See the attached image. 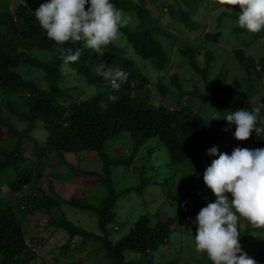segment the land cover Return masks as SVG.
Returning <instances> with one entry per match:
<instances>
[{"label":"trees","instance_id":"1","mask_svg":"<svg viewBox=\"0 0 264 264\" xmlns=\"http://www.w3.org/2000/svg\"><path fill=\"white\" fill-rule=\"evenodd\" d=\"M146 1L156 7L161 5L172 13L175 19L183 22L190 29H197L199 23L194 22L190 16L196 10L195 1L203 0L192 2L181 0L187 9L180 7L179 0H111L118 9L132 12L138 20L135 28L128 24L120 29L135 53L148 60L152 66L163 69L169 61V55L160 41L162 35L166 34L160 32L159 18L146 7ZM34 13V10L24 4H18L12 10L0 9V178L2 177L12 196L19 195V192L27 189L13 204L6 198L0 197V264H28L35 258V248L29 246L22 227L26 217L35 211L47 215L48 228H52L53 232L56 231L58 236L64 237V243L58 246L62 256L66 254L75 237L79 236L80 246H86L90 240L97 241L99 248L110 260V264H152L151 253L167 242L171 226L176 223L177 217L167 216L163 220L155 218L151 222L148 215H141L123 237L112 241L109 227L115 223L113 209L117 198L132 190L141 192L147 179L136 186L115 191L112 185L111 167L129 166L136 152L151 137H157L167 149L170 164L186 165L193 174L199 173L198 179L193 180L194 184H192V189L197 193L193 198V205L198 215L205 203L214 196L205 185L203 174L215 158L213 156L207 158L204 151L218 139L221 127L208 121L189 106L169 107L162 104H146L143 99L137 100L130 94L131 89L145 88L148 79L114 43L103 50L109 53L108 61L113 56L118 64L117 68L129 74L127 82L118 92H113L111 85L107 84L103 91H97L87 99L76 100L70 93L73 87L63 88L59 85L63 62L60 59V49L40 28ZM224 15L238 18L237 14H222ZM236 29L246 30L240 27ZM219 35V32L216 34L207 32L205 40L216 43ZM81 43H66L64 47H72L73 51L76 48L82 50ZM185 49L184 54L190 67L206 80L214 57L212 53L206 48L203 52L204 63L199 66L195 53H199L201 49L189 46ZM31 50L47 51L50 56L42 58L41 55H31L29 53ZM234 56L245 69L248 77L264 74V53L254 59L245 55L243 49L236 48ZM68 66L83 76L88 84L100 86L104 82L95 74L97 66L90 63L83 52L77 62ZM35 69L42 71L45 88L33 79L31 74ZM106 69L107 65H105ZM176 80L177 77H174V81ZM250 87L251 84H247L244 90H240L228 86H211L205 93L192 91V94L215 109L229 114L242 108L249 111L255 108L250 101ZM165 90L162 86L159 87L161 93H165ZM179 92L182 93L181 90ZM110 93L119 97L116 103L108 100ZM259 110L262 118L264 105ZM12 119L23 127L17 128L11 122ZM37 121L42 122L46 132L43 142L32 135ZM220 124H225V121L221 120ZM257 126H260L259 123ZM126 133L132 141L130 154L121 159L109 157L105 144L110 140L121 138ZM6 137H12L7 141L8 143H4ZM251 137L257 138L256 133L253 132ZM27 146L28 155L25 153ZM257 148H264V138L253 143L250 149ZM82 151L96 154L102 162V173L78 167H71L70 172L78 176H92L91 178L95 176L105 192V196L99 202L94 203L85 199L88 196L83 199L74 194L65 199L55 192L54 186L50 185L48 192H45L38 185L46 169L44 160L55 155L56 152L58 163L64 164L63 153ZM93 180L90 179V183ZM177 194L182 195L179 197L183 201L187 200L181 191ZM168 195L172 200L177 198L176 192L172 190H168ZM63 205L94 213L99 233L87 231L67 218L65 213L60 211ZM238 230L241 234L240 245L245 242L248 246L255 245L256 253L250 258H253L256 264H264V238L256 240L250 236L254 232L264 234V229H257L245 221L244 228L240 229L238 225ZM60 232L64 236L59 235ZM50 234L51 232L45 237H35L34 240L45 243L50 239ZM129 254L135 256L128 257Z\"/></svg>","mask_w":264,"mask_h":264},{"label":"rangeland","instance_id":"2","mask_svg":"<svg viewBox=\"0 0 264 264\" xmlns=\"http://www.w3.org/2000/svg\"><path fill=\"white\" fill-rule=\"evenodd\" d=\"M189 1L192 2L193 0ZM47 2H50V0H0V9L12 10L18 4H24L29 9L36 11L41 4ZM145 5L152 10L154 16L159 18L158 28L161 30L160 32L167 35H162L161 41H159L167 50L169 61L163 69L152 66L148 60L141 58L135 53L132 46L126 41L124 35L119 32L118 39L113 43L117 48L124 51V56L131 59L139 67L141 73L148 79L145 88L139 90L133 87L130 94L137 100H145L146 104H162L169 107H176L178 105L189 106L193 111L198 112L208 121L221 127L218 139L207 146L204 151V155L207 158L212 157L208 155V150L214 146L218 147L220 153L230 155L236 147L250 149L253 143L259 142V139L253 137L247 141L236 140L234 138V124L229 125L224 119L211 120L216 111L221 112L222 116L227 115V113L215 109L206 101H202L200 97L193 95L192 91L205 93L211 86H228L244 90L247 84H251L250 101L254 104L255 108L260 109L264 105V74L248 77L245 69L236 60L234 50L241 48L245 55L257 59L264 53V30L257 33V35L256 33H249L247 30L236 29L239 27L237 23L238 18L228 15L222 16V14L238 15L240 11L239 7L236 6L234 11L227 12L222 10L219 5L214 4L213 0L195 1L196 10L192 12L190 17L194 22L199 23L197 29H190L183 22L175 19L174 15L169 13L161 5L156 7L148 1H146ZM179 5L182 9H187L181 0H179ZM122 12L126 17L130 18V26L135 28L138 20L134 14L130 11ZM43 31L46 32L45 30ZM207 32L213 34L219 32V40L216 43L207 42L205 40V33ZM155 36L157 38V34ZM188 46L201 49L199 53H195V58L199 66H202L204 63L203 52L206 48L214 56L206 80L202 79L190 67L184 54V51H186L185 47ZM81 47L82 52L86 55L89 62L95 64V66L100 63H105L107 67L117 68L118 64L113 59V56L108 61V52L103 50L105 53L100 57L92 50L85 49L84 42L81 43ZM29 53L31 55H41L42 58H48L50 56V53L47 51L31 50ZM27 68L33 70L30 67ZM31 75L42 88L46 87V83L42 78V71L35 69ZM174 77H177L176 81H174ZM107 84L110 83L104 81L100 86L88 84L83 76L78 74L70 66L63 64V62L61 63L59 85L63 88L73 87L70 89V93L76 100H84L97 91H103ZM160 86L166 89L165 93L159 91ZM180 90L182 93L179 92ZM262 118H264V115ZM221 120L225 121V124H220ZM11 122L19 129L23 127L15 119H12ZM32 135L41 142L46 138V132L41 121L36 122ZM11 138L6 137L4 143ZM131 143L132 141L126 133L119 139L108 141L105 144V150L109 157L116 159L125 158L130 154ZM25 153L28 155V146ZM54 154L47 160H44L46 169H44V174L38 183L45 192H48L50 185H52L55 188V192L65 199L71 194H74L83 199L85 196H88L85 199L94 203L99 202L105 196L104 189L96 181L95 176L93 178H91L92 176L86 175L78 176L70 172L71 167H78L85 170H94L101 174L102 162L94 152H65L63 153V157L65 158L64 164L58 163V155L56 152ZM214 158L216 159L218 156ZM32 160L35 159L32 158ZM111 173L112 185L115 191L136 186L144 179H147V183L141 188V192L132 190L117 198L113 209L115 212V223L109 227L112 241H117L123 237L141 215H148L151 222L155 218L163 220L167 216H175L177 220L171 226V232L167 242L159 247L158 250L151 253V263L208 264V262H211L206 254L195 252L194 236L197 225L194 221L197 213L195 211L196 207L193 205V198L197 193L192 189V184H194L193 180L198 179L199 173L197 175L194 173V175L186 165L170 164L167 149L159 142L157 137H151L136 152L129 166H112ZM90 179H94L92 183H90ZM26 190L24 189L18 194H24ZM168 190L176 192L177 198L172 200L168 195ZM178 191H181L187 200L183 201L179 197H182V195L177 194ZM19 195L14 194L12 196L11 191L4 184L2 177L0 178V197L6 198L8 202L13 204ZM215 199L216 197L214 195L213 199L207 201L204 207L208 203L215 202ZM60 211H63L67 218L87 231L99 233L97 218L94 213L81 211L68 205H63ZM47 218V215L35 211L29 214L23 221L24 237L29 243V246L35 248L36 253L35 258L28 264H110V260L106 258L105 252L99 248L97 241L90 240L86 246H80L79 236L75 237L69 249L66 250V254L62 256L59 253L58 246L64 243V237L58 236L56 231L53 232L52 228H48ZM245 221L243 219L239 221L238 225L240 229L244 228ZM50 232V239L45 243L34 240L35 237L48 236L47 234ZM59 235L64 236L62 232ZM250 236H253L256 240H261L264 234L254 232ZM241 248L249 257H253L256 253L255 245L248 246L245 242L241 245ZM134 256L135 254H129L128 257Z\"/></svg>","mask_w":264,"mask_h":264},{"label":"clouds","instance_id":"3","mask_svg":"<svg viewBox=\"0 0 264 264\" xmlns=\"http://www.w3.org/2000/svg\"><path fill=\"white\" fill-rule=\"evenodd\" d=\"M213 3L227 12L238 6L237 23L241 29L253 34L264 30V0H213ZM34 16L48 39L59 47L65 65L77 62L82 55L80 48L73 51L72 47H64L66 43L84 42L85 49L102 57L103 49L116 41L120 29L130 22L111 0H50L41 4ZM95 74L109 82L113 92L121 89L129 75L120 68L105 70V63L97 65ZM118 99L117 95H108L112 103ZM259 112L258 108L250 111L242 108L222 116L216 111L211 120L224 119L229 125L234 124V138L238 141H247L253 132L257 139H262L264 118ZM208 155L218 156L203 174L205 185L216 199L203 207L194 221L195 252L206 254L212 264H256L242 251L238 223L243 219L257 229H264V148L236 147L229 155L214 146Z\"/></svg>","mask_w":264,"mask_h":264}]
</instances>
